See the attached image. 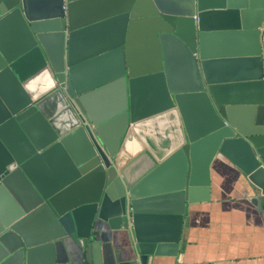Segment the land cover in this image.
Instances as JSON below:
<instances>
[{"label":"water","instance_id":"95a60500","mask_svg":"<svg viewBox=\"0 0 264 264\" xmlns=\"http://www.w3.org/2000/svg\"><path fill=\"white\" fill-rule=\"evenodd\" d=\"M263 30L264 0H0V264L177 257L215 159L264 195Z\"/></svg>","mask_w":264,"mask_h":264},{"label":"crops","instance_id":"0c3cea01","mask_svg":"<svg viewBox=\"0 0 264 264\" xmlns=\"http://www.w3.org/2000/svg\"><path fill=\"white\" fill-rule=\"evenodd\" d=\"M145 38L141 27L131 30L129 48L133 58L140 59L145 53ZM262 44L264 51V30ZM171 59L176 73H181L178 56L174 53ZM115 95L113 90H108L94 96L93 102L101 115L109 112ZM167 135L163 125L151 131L152 138L161 145L166 144ZM211 179L210 200L187 207L178 256L159 258L156 264H264V195L261 190L225 159L213 161ZM0 204L7 207L9 201L2 199ZM118 249L119 244H115L116 253ZM69 250L67 260L74 264L76 248L72 243ZM60 253L58 258L63 262L66 258ZM36 264L47 263L41 259ZM117 264L125 263L117 259Z\"/></svg>","mask_w":264,"mask_h":264}]
</instances>
